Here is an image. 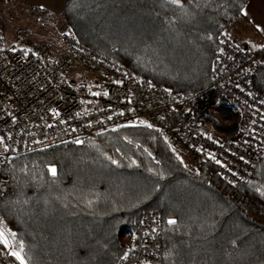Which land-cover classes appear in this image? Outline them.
<instances>
[{"label":"trees","instance_id":"obj_1","mask_svg":"<svg viewBox=\"0 0 264 264\" xmlns=\"http://www.w3.org/2000/svg\"><path fill=\"white\" fill-rule=\"evenodd\" d=\"M249 1L68 0L62 16L92 52L189 97L210 84ZM254 86L264 98V62ZM193 167L136 123L14 158L0 217L24 264H117L124 233L139 234L150 211L162 215V264H264V158L237 183Z\"/></svg>","mask_w":264,"mask_h":264},{"label":"built area","instance_id":"obj_2","mask_svg":"<svg viewBox=\"0 0 264 264\" xmlns=\"http://www.w3.org/2000/svg\"><path fill=\"white\" fill-rule=\"evenodd\" d=\"M15 36L24 44L33 33L20 28ZM63 42L67 54L58 58L45 43L0 53V204L11 193L14 158L136 123L153 124L189 159L234 183L264 158V98L254 86L264 51L223 37L210 84L186 97L92 52L69 27ZM75 60L99 75V94L70 76ZM139 225V234L124 236L117 264H162L161 213H144ZM0 264L20 263L3 249Z\"/></svg>","mask_w":264,"mask_h":264},{"label":"rangeland","instance_id":"obj_3","mask_svg":"<svg viewBox=\"0 0 264 264\" xmlns=\"http://www.w3.org/2000/svg\"><path fill=\"white\" fill-rule=\"evenodd\" d=\"M67 1L0 0V53L8 49L27 50L37 43H45L50 48L53 57L63 56L66 53L63 37L68 27L63 19L62 11ZM20 28L28 29L33 33V37L29 42L21 44L16 40L15 33ZM70 76L85 82L93 94H99L101 82L99 75L83 67L74 66ZM146 123L143 122L142 124ZM164 140L177 151L190 169H195L193 167L194 162L189 159L181 147L165 138ZM0 232L4 234L3 237H0V250L8 249L12 253L20 252L22 256L21 246L16 242L13 232L5 222H0ZM125 235L126 233H124ZM14 258L16 257L14 256ZM17 261L20 263L19 260Z\"/></svg>","mask_w":264,"mask_h":264},{"label":"crops","instance_id":"obj_4","mask_svg":"<svg viewBox=\"0 0 264 264\" xmlns=\"http://www.w3.org/2000/svg\"><path fill=\"white\" fill-rule=\"evenodd\" d=\"M227 34L239 44L264 51V0H250L243 10V17L233 23ZM74 66L83 67L77 60Z\"/></svg>","mask_w":264,"mask_h":264},{"label":"snow or ice","instance_id":"obj_5","mask_svg":"<svg viewBox=\"0 0 264 264\" xmlns=\"http://www.w3.org/2000/svg\"><path fill=\"white\" fill-rule=\"evenodd\" d=\"M172 2L178 3L179 0H172ZM149 127H150V125H149ZM50 171L53 175H56V169L55 168H51ZM168 223L169 224H175L176 221L175 220H169ZM3 235H4L3 232H0V237H3ZM5 243H7V241H5ZM22 249H23V246H21V251H22ZM12 255H14L16 257V259L20 261V264H24V258L21 256L20 252H13Z\"/></svg>","mask_w":264,"mask_h":264}]
</instances>
